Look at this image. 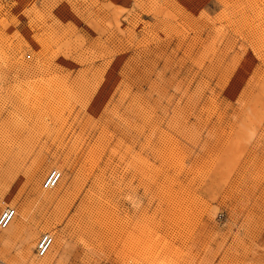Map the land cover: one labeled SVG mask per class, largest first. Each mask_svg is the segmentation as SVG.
<instances>
[{
  "label": "rangeland",
  "instance_id": "374dc122",
  "mask_svg": "<svg viewBox=\"0 0 264 264\" xmlns=\"http://www.w3.org/2000/svg\"><path fill=\"white\" fill-rule=\"evenodd\" d=\"M4 206L0 264H264V0H0Z\"/></svg>",
  "mask_w": 264,
  "mask_h": 264
},
{
  "label": "built area",
  "instance_id": "2783aa9c",
  "mask_svg": "<svg viewBox=\"0 0 264 264\" xmlns=\"http://www.w3.org/2000/svg\"><path fill=\"white\" fill-rule=\"evenodd\" d=\"M60 172L57 169H50L42 182L44 189L52 188L58 181ZM15 216L14 208L4 206L0 210V229L5 228ZM52 243V236L49 233H41L34 246L35 255L41 257L46 254Z\"/></svg>",
  "mask_w": 264,
  "mask_h": 264
},
{
  "label": "bare ground",
  "instance_id": "6f19581e",
  "mask_svg": "<svg viewBox=\"0 0 264 264\" xmlns=\"http://www.w3.org/2000/svg\"><path fill=\"white\" fill-rule=\"evenodd\" d=\"M58 182H59V179H58V181H57L56 184H58ZM56 184H55V185H56ZM55 185H54V186H55ZM54 186H53V187H54ZM13 218H14V217H13ZM13 218H12V220L9 222V224H8L7 226H9V225L11 224V222L13 221ZM7 226H6V227H7Z\"/></svg>",
  "mask_w": 264,
  "mask_h": 264
}]
</instances>
